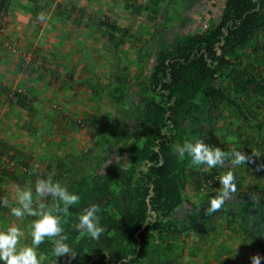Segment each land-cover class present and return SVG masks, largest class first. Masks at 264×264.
Listing matches in <instances>:
<instances>
[{
	"label": "rangeland",
	"instance_id": "1",
	"mask_svg": "<svg viewBox=\"0 0 264 264\" xmlns=\"http://www.w3.org/2000/svg\"><path fill=\"white\" fill-rule=\"evenodd\" d=\"M153 1H10L0 28V197L9 206L15 202L17 185L32 186L58 158L94 148L103 125L108 124L107 134L96 151L103 148L115 160L124 158L123 149L113 147L135 127L142 100L138 91L149 84L153 52L163 42L171 48L178 31L206 30L225 2L158 0L155 6ZM36 4L43 19L36 16ZM101 21L129 29L117 55L109 49ZM259 44L264 45V33L240 50L235 61L252 62L251 72L264 80V49L258 50ZM124 81L133 88L119 101L114 90ZM219 81L221 86L228 84L227 77ZM14 92L27 98L26 107L18 105ZM243 100L256 113L253 123L225 106L208 122L201 113L188 122L191 139L211 138L210 144L229 153L237 148L250 159L237 166L226 160L223 168L205 170L180 154L184 202L170 219L180 230L170 235L180 251L176 264H251L253 255H260L264 264V96ZM198 103L206 105L202 99ZM227 169L234 173L236 192L215 213L213 228L202 234L198 225L209 194L221 191L216 177ZM150 216L156 218L153 212ZM31 219L18 220L0 204V229ZM29 242L25 230L21 244Z\"/></svg>",
	"mask_w": 264,
	"mask_h": 264
},
{
	"label": "trees",
	"instance_id": "2",
	"mask_svg": "<svg viewBox=\"0 0 264 264\" xmlns=\"http://www.w3.org/2000/svg\"><path fill=\"white\" fill-rule=\"evenodd\" d=\"M10 1L0 2V28ZM153 2L158 6V0ZM34 8L38 16L41 6L36 4ZM153 11L159 14V10ZM101 26L109 49L117 55L130 36L129 29L108 21H101ZM261 33L264 0H225L221 15L206 30L178 31L171 48L167 49L163 42L153 52L156 60L151 62L149 84L138 91L142 100L135 127L119 137L113 147H121L124 158L115 160L110 150L103 148L96 151L107 134L106 124L98 128L100 141L94 142V148L58 158L47 166L43 176L53 174L54 180L79 193L81 200L61 219L67 242L76 255L55 257L46 239L38 248L42 264L178 262L180 251L170 241V235L180 230L170 219L184 202L186 183L183 159L176 146L191 139L188 122L192 117L201 113L208 122L220 106L231 108L245 122L256 121V113L243 96H264V80L251 72L252 62L237 63L235 58ZM257 49H264V45L259 44ZM220 77L228 78L226 86H221ZM132 88L124 81L114 90L120 94L115 99L123 100ZM14 95L19 106H27L26 97L19 92ZM199 99L206 105L201 106ZM204 141L210 144L211 138ZM211 178L214 177L206 175V179ZM91 203L99 205L100 223L107 228L99 239H92L76 227L79 211ZM216 212L202 213L200 233L213 228Z\"/></svg>",
	"mask_w": 264,
	"mask_h": 264
},
{
	"label": "clouds",
	"instance_id": "3",
	"mask_svg": "<svg viewBox=\"0 0 264 264\" xmlns=\"http://www.w3.org/2000/svg\"><path fill=\"white\" fill-rule=\"evenodd\" d=\"M39 15L38 19H43ZM180 154L191 157L194 166H205V170L225 166L228 160L232 166L249 161V156L237 148L226 152L218 146L206 144L200 137L185 140L176 146ZM221 191L216 196H210L208 206L204 209L207 215L216 212L236 192L235 176L231 169L223 171L216 177ZM14 204L0 197V204L9 207L10 214L18 220L32 217L27 224H10L0 229V264H42L43 257L38 255V248L46 239L51 243V252L55 257L62 255L75 256L61 223L62 214H67L70 207L78 205L81 200L79 193L70 191L59 180L53 179V174L38 177L34 185L15 188ZM100 207L91 203L82 208L77 216V229H82L92 239H99L107 231L106 226L100 223ZM30 237L29 243L21 244L24 231ZM251 264H260L262 257L253 255Z\"/></svg>",
	"mask_w": 264,
	"mask_h": 264
},
{
	"label": "crops",
	"instance_id": "4",
	"mask_svg": "<svg viewBox=\"0 0 264 264\" xmlns=\"http://www.w3.org/2000/svg\"><path fill=\"white\" fill-rule=\"evenodd\" d=\"M34 11H35V8H34Z\"/></svg>",
	"mask_w": 264,
	"mask_h": 264
}]
</instances>
